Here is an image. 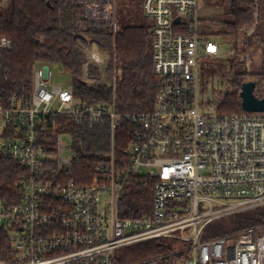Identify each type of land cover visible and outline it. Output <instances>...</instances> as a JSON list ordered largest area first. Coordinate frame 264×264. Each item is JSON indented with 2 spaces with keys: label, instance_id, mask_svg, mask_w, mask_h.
I'll return each instance as SVG.
<instances>
[{
  "label": "built area",
  "instance_id": "obj_1",
  "mask_svg": "<svg viewBox=\"0 0 264 264\" xmlns=\"http://www.w3.org/2000/svg\"><path fill=\"white\" fill-rule=\"evenodd\" d=\"M199 1L142 0L150 21L156 93L150 110L122 116L137 131L121 169L115 157L121 118L115 71L108 106L76 99L72 87H51L48 64L34 72L29 101L12 99L0 106V163L11 162L22 172L17 194L0 197V232L10 242L9 259L0 258V264H119L120 250L156 239L169 242L171 251L125 264H264L260 228L202 239L211 223L264 207V113H219L201 98L200 62L225 53L200 31ZM81 4L90 26L117 32V0ZM10 49L11 42L1 38L0 51ZM102 54L86 41L81 81L89 89L105 80ZM91 66L101 72L98 77L90 76ZM58 116L78 125L110 122L107 161L87 185L62 176L76 155L62 141L67 136L50 127L47 118ZM46 133L52 138L45 139ZM67 150L68 159L62 156ZM130 177L152 182L151 210L122 219L119 197Z\"/></svg>",
  "mask_w": 264,
  "mask_h": 264
},
{
  "label": "trees",
  "instance_id": "obj_2",
  "mask_svg": "<svg viewBox=\"0 0 264 264\" xmlns=\"http://www.w3.org/2000/svg\"><path fill=\"white\" fill-rule=\"evenodd\" d=\"M221 3L226 0H219ZM229 20L222 22L225 34L235 40V55L245 53L246 31L253 22L264 21V0H227ZM142 0H122L117 3V32L111 27L94 29L83 17L81 0H9L7 9L0 0V39L11 42V49L0 51V106L12 99L29 101L32 79L42 64L59 65L71 77V87L76 99L90 106H108L112 102V78L115 71V108L121 118L115 137L116 165L127 162L125 149L133 140L137 127L122 116L145 112L152 108L156 82L152 62V37L150 21L141 10ZM257 13V16L255 15ZM95 45L99 53L106 54L103 73L105 80L93 89L81 81V68L85 58L86 41ZM214 61V60H213ZM215 71L228 84L229 90L218 97L219 113L241 112L239 97L241 86L247 79L255 83L254 95L264 98V72L250 74L244 62L237 58L215 59ZM226 62L227 64H225ZM226 65L229 73L225 72ZM90 76L101 72L91 66ZM205 91V87H202ZM56 134L71 140L76 155L72 168L63 174L64 179L83 186L91 183L95 169L107 161L110 152V122L104 119L97 125L84 122L75 124L68 116L47 118ZM50 139L51 134H44ZM11 162L0 163V197L10 199L17 194L15 185L21 174ZM151 181L130 177L119 197L118 215L122 219L147 216L151 210ZM216 223V224H214ZM260 228L264 232V207L237 213L211 223L202 239L225 236L240 230ZM8 235L0 232V258L9 259ZM171 251L166 240L145 241L119 251V264L141 261L165 255Z\"/></svg>",
  "mask_w": 264,
  "mask_h": 264
},
{
  "label": "rangeland",
  "instance_id": "obj_3",
  "mask_svg": "<svg viewBox=\"0 0 264 264\" xmlns=\"http://www.w3.org/2000/svg\"><path fill=\"white\" fill-rule=\"evenodd\" d=\"M122 0H117V3H120ZM3 8L7 9L9 0H1ZM199 16H200V31L207 34L209 39L215 41L219 48L224 51L225 57L221 58H237L238 61H241L242 55H235L233 50V45L235 40L225 34V29L221 24L224 21L229 20L228 16V1L221 3L219 0H200L199 1ZM258 22H253V25H256ZM117 24V23H116ZM263 27V26H259ZM117 29V28H116ZM257 53V52H256ZM255 53V54H256ZM254 54V56H255ZM107 60L106 54H102ZM249 55L251 53L247 50L245 57L249 60ZM252 57V56H251ZM258 57V55H256ZM246 61V60H245ZM218 62L215 60L202 61L199 64V74H200V96L203 100H207L210 107L217 108L218 97L229 90L227 83L220 78L218 73L215 71ZM227 64L226 62H224ZM53 77L50 81L51 87H60L61 89H68L71 87V77L69 74L65 73L59 65H50ZM246 70V67H243ZM229 71L228 65H226L225 72ZM256 72V69L252 71ZM229 73V72H228ZM248 81H253L247 79ZM254 82V81H253ZM202 87H205V91H202ZM201 99V100H202ZM62 141L67 146H71V140L68 137H63ZM64 158L68 159L72 157V152L67 150L62 155ZM217 222V221H216ZM216 224V223H214ZM179 247V246H178Z\"/></svg>",
  "mask_w": 264,
  "mask_h": 264
},
{
  "label": "crops",
  "instance_id": "obj_4",
  "mask_svg": "<svg viewBox=\"0 0 264 264\" xmlns=\"http://www.w3.org/2000/svg\"><path fill=\"white\" fill-rule=\"evenodd\" d=\"M260 25L263 27H259ZM245 37L247 40L245 50H248L252 56L249 55L250 58L248 60L244 56L246 51L242 54V57L246 58V62H244V66L246 67L245 71L250 74H261L264 72V21L248 29L245 33ZM256 55H258V57H256ZM253 69H256L255 73L252 72Z\"/></svg>",
  "mask_w": 264,
  "mask_h": 264
},
{
  "label": "water",
  "instance_id": "obj_5",
  "mask_svg": "<svg viewBox=\"0 0 264 264\" xmlns=\"http://www.w3.org/2000/svg\"><path fill=\"white\" fill-rule=\"evenodd\" d=\"M177 23L178 20L176 19ZM255 83L248 81L242 84L240 90L241 109L244 112H263L264 113V98L258 99L254 95Z\"/></svg>",
  "mask_w": 264,
  "mask_h": 264
}]
</instances>
